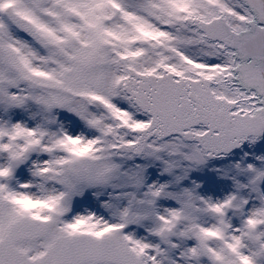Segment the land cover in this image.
I'll return each instance as SVG.
<instances>
[{
    "label": "snow or ice",
    "instance_id": "1",
    "mask_svg": "<svg viewBox=\"0 0 264 264\" xmlns=\"http://www.w3.org/2000/svg\"><path fill=\"white\" fill-rule=\"evenodd\" d=\"M0 264H264V0H0Z\"/></svg>",
    "mask_w": 264,
    "mask_h": 264
}]
</instances>
